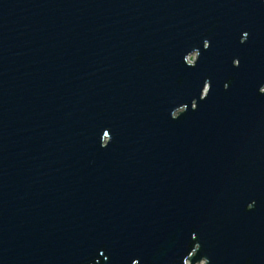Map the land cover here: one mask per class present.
Returning a JSON list of instances; mask_svg holds the SVG:
<instances>
[{"label": "water", "instance_id": "water-1", "mask_svg": "<svg viewBox=\"0 0 264 264\" xmlns=\"http://www.w3.org/2000/svg\"><path fill=\"white\" fill-rule=\"evenodd\" d=\"M200 262L264 264V0H0V264Z\"/></svg>", "mask_w": 264, "mask_h": 264}, {"label": "rangeland", "instance_id": "rangeland-1", "mask_svg": "<svg viewBox=\"0 0 264 264\" xmlns=\"http://www.w3.org/2000/svg\"><path fill=\"white\" fill-rule=\"evenodd\" d=\"M195 56H196V54L193 53V54H191L189 57L193 60V59H195ZM197 264H203V262H200V263H197Z\"/></svg>", "mask_w": 264, "mask_h": 264}]
</instances>
